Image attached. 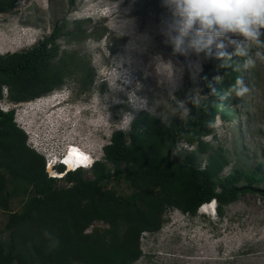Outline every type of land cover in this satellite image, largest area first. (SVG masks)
<instances>
[{
    "label": "rangeland",
    "instance_id": "rangeland-1",
    "mask_svg": "<svg viewBox=\"0 0 264 264\" xmlns=\"http://www.w3.org/2000/svg\"><path fill=\"white\" fill-rule=\"evenodd\" d=\"M164 11L161 0H18L11 12L0 14V55L29 50L51 36L60 55L76 54L77 63L94 75L89 89H82L72 75L37 103H13L16 125L28 133L22 130L27 147L44 157L50 156L48 148L57 151L58 146L74 145L101 161L102 148L112 134L128 132L141 111L163 123L183 122L190 105L206 97L202 87L205 66L201 55L189 53L186 59L172 54L159 32ZM77 24L80 33L73 35ZM230 39L240 42L242 38L224 39V51L241 61L240 78L249 92L240 98L234 93L223 95L229 103L223 107L228 114L219 117L212 136L204 138L209 150H202L198 162L204 166L210 154L220 153L227 161L221 177L259 164L264 175V47L244 42L245 54L236 55L237 45ZM217 52L213 46L211 54ZM197 62L198 73L189 67ZM220 79L215 73L208 78L211 86ZM63 93H67L63 103L33 117L34 108ZM61 114L69 124L63 129L54 127L58 131L53 136L46 128L47 120ZM195 148L180 140L172 158L181 161ZM82 174L91 178L90 171ZM63 185L58 180L57 186ZM104 187L122 198L132 193L131 185L122 178L112 177ZM252 187L255 192L240 196L221 216L211 210H198L194 216L169 210L158 232L142 234L141 257L134 264H264V183ZM10 210L19 211L20 203L13 201ZM6 219L0 209V240L7 235ZM93 228L107 226L97 222L88 231Z\"/></svg>",
    "mask_w": 264,
    "mask_h": 264
},
{
    "label": "trees",
    "instance_id": "trees-1",
    "mask_svg": "<svg viewBox=\"0 0 264 264\" xmlns=\"http://www.w3.org/2000/svg\"><path fill=\"white\" fill-rule=\"evenodd\" d=\"M18 0H0V14L13 10ZM81 26L77 24L76 33ZM264 40V36H262ZM55 38L46 36L31 49L0 55V101L3 89L7 100L20 104L60 89L66 78L75 76L82 89L93 84V73L82 68L76 54L60 55ZM206 78L202 82L206 97L190 105L183 122L163 123L141 111L129 131H116L102 148L103 159L95 162L91 178L82 170L58 180L48 178L45 159L26 145L25 133L14 122V111L0 110V209L7 214L0 240V264H134L141 257L140 239L156 233L164 216L176 209L194 216L202 205L216 203V213L240 196L255 192L252 186L264 183L261 164L255 168L235 169L227 176L220 173L227 164L220 153L210 154L204 166L198 162L204 138L212 136L217 117L225 118L229 89L240 77L241 61L201 54ZM227 62L228 67H221ZM212 73L221 77L212 88ZM194 145L181 161L172 158L177 143ZM220 152V151H219ZM63 169L58 167V171ZM124 179L132 187L127 197H119L104 184L110 178ZM17 200L19 211H11ZM101 222L106 229L93 228ZM59 240L50 249L43 232Z\"/></svg>",
    "mask_w": 264,
    "mask_h": 264
},
{
    "label": "clouds",
    "instance_id": "clouds-1",
    "mask_svg": "<svg viewBox=\"0 0 264 264\" xmlns=\"http://www.w3.org/2000/svg\"><path fill=\"white\" fill-rule=\"evenodd\" d=\"M161 7L165 11L160 18L159 32L166 37L167 44L171 47L172 54L175 56L182 55L187 59L188 54L193 53L197 57L201 54L207 57L211 54L213 46H215L218 50V57L230 60L232 54L224 51L225 44L223 42L224 39L230 37L242 38L240 42L235 39H230L229 41L237 45L234 53L236 55L245 54L244 42H255L258 46L264 47V40L261 39L264 36V0H161ZM228 66L227 62L221 65V67ZM189 67L194 68L197 73L200 71L199 62L195 65L189 63ZM215 79H219V77ZM208 87L211 88L212 94L218 95L216 89L212 88L211 83H208ZM229 91L240 98L248 94L249 88L244 85L240 77H237ZM53 92L55 90L50 93ZM44 96L25 103H37L42 98L45 99ZM66 96L67 93H63L62 96L56 97L61 100L58 101L55 107L63 103ZM223 98L221 97V99ZM0 103L5 105L9 111L14 110V105L7 100V96H3ZM186 111L187 109H185ZM14 122L18 124L15 118ZM219 122V117H217L215 124L210 123L209 127H215ZM25 126L27 127V125ZM22 130L28 136L24 128ZM70 146L67 145L64 148L58 146L57 151L48 148L46 152L50 156L44 155L45 161L48 157L54 160V167L57 171L59 166L63 167L61 171H58L60 174L59 179L62 180L68 173L79 170L90 171L93 164L100 161L93 160L90 154H86L89 157V161L85 166L79 167L76 163H66L65 158L71 150ZM60 152H62L61 156L59 155ZM209 206L214 214L216 211L215 201H212ZM43 236L47 241H51V243H48L50 249L59 247V240L51 232L45 230Z\"/></svg>",
    "mask_w": 264,
    "mask_h": 264
},
{
    "label": "bare ground",
    "instance_id": "bare-ground-1",
    "mask_svg": "<svg viewBox=\"0 0 264 264\" xmlns=\"http://www.w3.org/2000/svg\"><path fill=\"white\" fill-rule=\"evenodd\" d=\"M23 36V35H22ZM25 38V37H24ZM60 98H56L53 97L50 101H48V103H41V104H37L38 107L34 108V114L33 117H38L41 116L43 112L49 110V109H53L57 104L58 101H60ZM95 108V107H94ZM99 109V108H98ZM32 110V109H31ZM80 110V109H79ZM27 115V114H26ZM25 117V116H24ZM59 117V116H58ZM31 118V116L29 117ZM67 118V117H66ZM36 119V118H35ZM48 119V118H47ZM46 121V120H45ZM56 122V123H55ZM69 121L67 119H65V117L62 116V114L60 115L59 118L56 117H52L51 120H47L46 123V128L50 129V134L54 136V134L58 131L57 129H54V127H57L58 129H63L64 127H66V125H68ZM77 122V121H76ZM80 122V121H79ZM55 123V124H54ZM80 124V123H79ZM100 124L99 122L97 123V125ZM44 125V124H43ZM97 128V127H96ZM100 128V127H99ZM74 132V131H73ZM57 134V133H56ZM60 134V133H59ZM71 135V134H70ZM77 135V134H75ZM74 137V134L71 135ZM56 139V138H55ZM54 140V139H53ZM74 140V138H73ZM89 161V157L86 155V153H84L83 151H81L79 148H77L76 146H72L71 145V150L68 153V155L65 158V162L66 163H76L77 166L81 167V166H85ZM209 204H205L204 206H201L199 208V212L200 213H206L207 211L211 210V207L209 206Z\"/></svg>",
    "mask_w": 264,
    "mask_h": 264
},
{
    "label": "built area",
    "instance_id": "built-area-1",
    "mask_svg": "<svg viewBox=\"0 0 264 264\" xmlns=\"http://www.w3.org/2000/svg\"><path fill=\"white\" fill-rule=\"evenodd\" d=\"M3 96L6 97L7 96V92H6V89H3ZM0 110L4 113L8 112L9 109L3 105L2 103H0ZM70 152V151H69ZM84 152V151H83ZM85 153V152H84ZM55 163H54V160H52V158H46V161H45V172L47 174V177L48 178H52V179H56V180H62V179H59L60 177V174L59 172L55 169ZM70 185L69 184H66L64 183L63 187L64 188H68Z\"/></svg>",
    "mask_w": 264,
    "mask_h": 264
}]
</instances>
